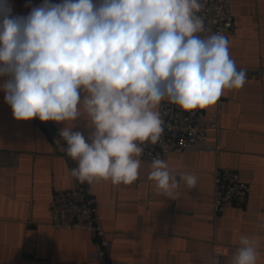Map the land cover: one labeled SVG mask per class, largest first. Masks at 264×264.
Here are the masks:
<instances>
[{
  "label": "clouds",
  "instance_id": "clouds-1",
  "mask_svg": "<svg viewBox=\"0 0 264 264\" xmlns=\"http://www.w3.org/2000/svg\"><path fill=\"white\" fill-rule=\"evenodd\" d=\"M202 9V0H43L13 15L9 0H0V91L13 119L63 123L57 142H66L78 182L131 184L143 145L161 141L163 102L191 112L247 81ZM80 120L87 136L74 130ZM148 179L169 200L181 184L197 185L194 174H175L159 155ZM260 247L241 235L230 264H257Z\"/></svg>",
  "mask_w": 264,
  "mask_h": 264
},
{
  "label": "crops",
  "instance_id": "crops-1",
  "mask_svg": "<svg viewBox=\"0 0 264 264\" xmlns=\"http://www.w3.org/2000/svg\"><path fill=\"white\" fill-rule=\"evenodd\" d=\"M19 1L9 0L12 10ZM30 2L33 7L43 0ZM232 7L230 56L238 69L247 70V81L203 108L205 119L214 121L221 101L225 151L169 152L163 158L175 174H194L196 188L181 184L176 200L158 195L148 179L150 164L143 160L131 184L82 183L97 200L102 226L113 241L108 255L114 264H212L215 251L230 264L241 235L260 241L257 264H264V0H233ZM83 124L78 121L74 130L86 136ZM62 127L38 118L14 120L0 91V264H99L92 257V234L56 230L49 223L53 192L81 184L70 175L76 163L53 145L52 135L59 137ZM207 139L216 142L215 130ZM217 166L236 170L251 191L222 214L214 232L209 220Z\"/></svg>",
  "mask_w": 264,
  "mask_h": 264
},
{
  "label": "built area",
  "instance_id": "built-area-1",
  "mask_svg": "<svg viewBox=\"0 0 264 264\" xmlns=\"http://www.w3.org/2000/svg\"><path fill=\"white\" fill-rule=\"evenodd\" d=\"M202 3L203 9L198 14L204 18L206 27L212 33H223L228 39L230 30L228 26L235 22L233 0H202ZM30 11V0H20L12 13L13 15H27ZM220 104L221 101L217 118L214 121H208L205 119L203 109L197 108L191 112H185L175 105L163 102L160 106L164 120V133L161 141L155 145L145 143L141 159L150 164L157 155L163 159L169 152H202L217 155L224 152L220 138L222 132ZM211 129L217 134V140L213 144L207 139V132ZM59 139L60 137L52 135L56 153L73 161L64 151L66 148L64 141L57 142ZM211 185L213 203L209 222L216 232L222 214L236 205L239 200L246 198L251 190L250 185L241 180L236 170L220 166L213 171ZM49 217L50 226L56 230H84L92 234L96 240L92 257L99 264H114L108 255V251L113 247V241L107 238L102 226L96 198L89 193L84 184L81 183L67 190H55L49 204ZM216 241L214 238L215 243ZM214 258H218L219 264L224 263V256L217 251L213 253L212 264Z\"/></svg>",
  "mask_w": 264,
  "mask_h": 264
},
{
  "label": "water",
  "instance_id": "water-1",
  "mask_svg": "<svg viewBox=\"0 0 264 264\" xmlns=\"http://www.w3.org/2000/svg\"><path fill=\"white\" fill-rule=\"evenodd\" d=\"M233 25H229L228 27H232Z\"/></svg>",
  "mask_w": 264,
  "mask_h": 264
}]
</instances>
